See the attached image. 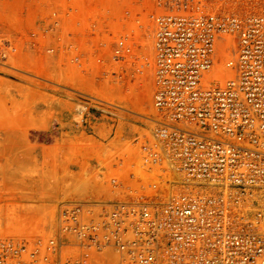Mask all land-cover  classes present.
<instances>
[{"label": "built area", "instance_id": "1", "mask_svg": "<svg viewBox=\"0 0 264 264\" xmlns=\"http://www.w3.org/2000/svg\"><path fill=\"white\" fill-rule=\"evenodd\" d=\"M21 4L37 23L23 29L26 65L33 55L56 67L85 55L99 71L86 90L21 71L72 102L75 127L90 128L91 104H110L101 93L122 84L127 64L135 74L150 66L159 119H150L153 142L108 178L110 197L62 201L47 238L0 237V264H264V12L207 0ZM74 30H100L99 39L77 52ZM148 32L150 61L140 54ZM8 58L0 42V67L12 68Z\"/></svg>", "mask_w": 264, "mask_h": 264}, {"label": "rangeland", "instance_id": "2", "mask_svg": "<svg viewBox=\"0 0 264 264\" xmlns=\"http://www.w3.org/2000/svg\"><path fill=\"white\" fill-rule=\"evenodd\" d=\"M207 4L242 15L264 12V0H207ZM21 9V0H0V42L8 50L6 62L12 67H0V237L17 240L52 235L56 208L62 201L110 197L108 178L119 176L127 159H138L144 140L153 142L154 123L150 119H159L151 106L150 66L145 64L135 74L127 64L122 84L109 88L106 97L101 93L102 100L110 104H91L95 110L88 117L90 128L75 127L78 118L72 112V102L46 93L45 88H58L21 71L81 90L91 87L90 81L99 71L91 74L85 55L66 67L52 66L45 55H33L26 65L22 36L27 30L23 29L31 27L35 33L37 23L35 17H22ZM97 32L100 30H74L77 52L86 53L88 42L99 39ZM150 36L145 34L140 43V54L146 61L151 59ZM56 101L58 112L68 113L73 129L63 130V124L57 123L53 130L37 131L45 127L39 121H50ZM35 102L47 105L45 115H37ZM136 170L127 168L128 172Z\"/></svg>", "mask_w": 264, "mask_h": 264}, {"label": "crops", "instance_id": "3", "mask_svg": "<svg viewBox=\"0 0 264 264\" xmlns=\"http://www.w3.org/2000/svg\"><path fill=\"white\" fill-rule=\"evenodd\" d=\"M53 109H51L53 112H48L51 116L50 121H39V125H44L45 127H39L37 129V131L43 132V131H48V130H53L54 126L58 123L59 126L61 124H63L64 129L63 130H71L73 129L69 122V115L67 112H58L57 108V101L53 104ZM33 108L35 109V111L37 112V115H45L47 113V111L49 110L47 105H45L43 102H35L33 103ZM41 113V114H40ZM57 126V127H59ZM56 129V128H55ZM52 135L56 136L55 133L52 131L51 133ZM40 144V142H38ZM44 144V143H41ZM50 144H53V142H51Z\"/></svg>", "mask_w": 264, "mask_h": 264}, {"label": "bare ground", "instance_id": "4", "mask_svg": "<svg viewBox=\"0 0 264 264\" xmlns=\"http://www.w3.org/2000/svg\"><path fill=\"white\" fill-rule=\"evenodd\" d=\"M235 13V12H234ZM238 14H240V13H238ZM248 14V13H247ZM244 15V14H243ZM146 86V85H145ZM145 86H142V87H145ZM144 89H146V87L144 88ZM143 89V92L144 91H146V90H144ZM154 111V110H153ZM174 172H175V177L177 178V180L179 181L180 180V178H179V173L176 171V170H174ZM260 193L261 194H264V191H260ZM262 204H264V198H261L260 200H259Z\"/></svg>", "mask_w": 264, "mask_h": 264}]
</instances>
